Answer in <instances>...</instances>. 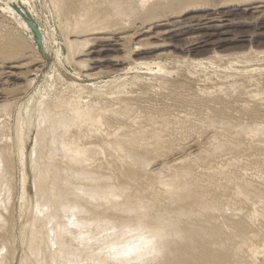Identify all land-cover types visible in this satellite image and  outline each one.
Returning a JSON list of instances; mask_svg holds the SVG:
<instances>
[{
  "label": "rangeland",
  "instance_id": "obj_1",
  "mask_svg": "<svg viewBox=\"0 0 264 264\" xmlns=\"http://www.w3.org/2000/svg\"><path fill=\"white\" fill-rule=\"evenodd\" d=\"M60 1L58 0L59 3L56 2V4H60L61 7L62 5H64L65 8H63V6L62 9L59 6V11L55 8L57 6H53L49 0H0V56H3L4 58L5 56H7V59L5 58L6 61L3 60V57V59L0 58V68L2 67L0 69V94L5 96L8 100L11 99L12 104H10L9 102V105L12 106L10 107L8 105L11 108H9L10 114H15L20 103L22 104V106H25L27 98L36 91H38V94H35L34 98L36 100L40 99L39 95L43 91V89H47L48 87L50 88L47 90L51 89L50 91L53 93H56L57 90H62L60 88H63L64 91L62 93L66 94L71 89H73L67 84V82L69 83L70 81L80 84H93L96 83L97 80V83L102 84V82H105L104 80L113 78L112 75H114V77L120 75L121 78L127 76L128 79H133V75H136L138 77L142 75L141 78L145 77V80H147L148 78L153 79L154 76L155 78L162 76L161 78L166 79L167 84H165V87L157 88L153 92L142 93L138 98L156 100L159 95L163 94L162 96L166 95V97H169V99L171 98L170 100L167 98L169 102L172 99H176L175 101L179 100L184 103L190 102L192 108H189L188 110L179 108L183 111H179V115L173 116L175 120H168L166 126L162 127L159 131L152 132V134L149 135L150 144L145 148H141L140 146L137 153L144 161H150V165L148 166L147 170L157 169V171L161 172L162 174L170 172L176 166L188 165L190 167L192 166L193 168V166L196 167L199 164L203 163L205 160L210 159L217 161L218 159L219 163L216 164L223 163L222 165L220 164L223 170L220 172L223 173H219L220 175L218 174L216 169H221L219 167H214L216 169H213V167H211V170L208 168H201L200 171L198 169H196L195 172L192 171V174H190L192 177H195L194 174H196V176L201 177V179L204 178L207 181V184L210 185V187L207 185V188L200 187L196 191L193 190L194 194L191 196V198H186V193H180L179 198L181 200L179 201V203L189 204L194 200L200 198V196H204V194H208L210 197H216L219 196L222 191L229 190L232 194V199L230 198L229 201L234 203H231L227 206L233 207L235 209H233L232 211V214L234 215L232 216V221L230 222L231 228L229 230H223L224 225L222 226V219H219L221 220V223L219 221L213 223H204L201 225L199 224L191 229H183L182 233H191L192 237L195 238L200 237L201 233H204V235H208L204 237V239L202 240L203 242L200 246H184L179 249L169 248L168 250H162L161 253H153L152 255L146 254L143 258L144 264H264V181L263 184H261V180H264V0H253L247 5L227 4L226 6L221 4L222 0H204V2L207 3V6L205 8L206 10L201 9L184 12L180 9L181 7L176 5L177 7H168V9L166 7L157 8L146 13H144L143 9H134L132 12H129L125 10V5L122 6L123 8H121L124 10L119 13V0H95V3L94 0H91V2H93L90 3L93 5L89 4L90 0H81L88 3L78 0L80 1V5H82L83 7H88L89 5L88 8L84 7L86 11L83 9V7H80V5H78L79 3L76 0H62V4L60 3ZM71 1H76L78 4L76 3V5L73 2L74 6H79L80 9L84 10H80V12L83 11L86 15V17L84 16L83 19L84 22L91 20L92 23L93 20L95 22H98L100 21L99 19L103 17L105 19L102 18V20L104 21L100 23V25H102V31L111 33L113 31L114 32L112 33V35L108 33H100L97 34L98 36L88 35L90 38L97 37L99 39H93L94 41L91 40V42H89L90 45L88 44V46L85 45L83 47L80 44L81 46L79 48L80 52L78 56H75L73 59L71 57V59L69 58L68 61L67 55H65V53H67L66 50H68L67 44L65 43L66 38L63 37V31L65 29L61 27L58 20L61 13V15L64 14L65 16H67V18L71 17V15L68 16V11H64L73 6ZM63 2L65 4L67 3L69 5V8H67L68 6ZM216 2L221 3L217 4ZM84 3H86V5ZM74 6L72 7L73 9L71 8L73 13L71 9L69 11L70 14H74V17H72L73 19H63V15L61 16L62 18H60L59 21L62 20L63 22L64 20H66L64 22H67L68 20L67 26L71 25L70 21H72L73 24L75 22L74 18H76L77 15L74 9H79ZM15 7L19 8L23 13L29 14L33 18L42 35L44 55H42L38 50L31 28L28 26L24 17L16 11ZM61 9L64 11V13ZM107 9L113 10L114 13H110L104 17L107 12L104 10ZM56 10L59 11L60 14L59 12H56ZM97 11L98 14L102 11H104L105 13L103 12V15H101L102 17H100L99 15H97ZM82 13H80L81 15H78V19L80 20H82L81 17L83 18ZM55 14H58L57 16L59 17L57 18ZM92 14L95 15L93 16ZM152 14L156 15L157 17H151ZM200 15L204 16L201 17ZM79 16L81 17L79 18ZM95 17H97V19ZM207 17H214L215 20L210 23H205L207 21ZM153 18H163L164 20H166L157 21L155 22L156 24L149 23V21L151 22L150 19ZM221 19L226 20L218 21ZM203 20L206 21L204 22ZM143 21L144 23L147 22L148 25H154L152 28L153 31L157 29L156 31L160 32L155 34L153 37L149 36L152 35L150 33L151 31L147 36L141 34L132 38V42H129L130 40H121V36H124L125 34L133 31V28L136 25H139L141 22L143 23ZM203 24L225 25L219 27L213 26L204 28L201 26ZM141 30H143V28L139 31ZM86 36L87 35H85V38L88 37ZM100 37H111V39L104 40ZM138 37L140 39L145 37L146 38L143 41L139 40ZM68 38L70 40L74 39V37L71 36ZM114 40H116V43L120 41L119 44H116ZM137 41H140L139 44L141 46H139L143 48V50L138 53V55L140 54L139 56L133 55V52H129V48L131 47L130 45ZM121 42L122 44H120ZM124 42L126 43V45ZM78 44L79 43H76V45ZM58 47L61 51L57 49ZM57 50L60 53L62 52L61 54L59 53L61 58L57 56ZM51 51L55 52L52 53ZM4 53L8 55H5ZM16 53H18V55ZM13 54H16V56H14ZM29 54H31V57L28 56ZM127 54H129V56H131L132 58L144 56L145 58H143L145 61H149L150 59L149 62L152 64L150 65L149 63V67H151L152 72H148L149 69H147L146 67H144L143 70L140 69V72L139 70H136V73L138 74H136L135 72L133 73V71L132 74L130 71H128V73L126 70L124 71V69L128 67V63H130L131 60V57L128 60V57H126L128 56ZM10 55L12 58L10 57ZM65 56L67 59L65 58ZM80 57L87 62H83V65L82 63H77L80 64L77 66L76 62L74 61H78V59L81 60ZM90 57L93 58V60ZM30 58L33 59L30 65H32V63H35L34 65L36 67L43 64L41 66L42 70L39 71L37 76L29 75L30 72L23 73V71L29 66V64L26 67L19 66L22 63L27 62V59L29 61ZM157 58L159 65L164 66L163 72H159L161 75H158L156 70L158 65ZM153 61L157 63V65H155ZM2 62L4 65L2 64ZM116 62L118 63L116 64ZM120 62L122 63V65ZM9 65H14L15 67L11 68ZM115 67L118 72L120 69L121 73H118L115 70L114 74ZM112 68L113 71L111 70ZM108 69L109 72L111 71L109 74H107ZM121 69L123 70L124 74ZM86 72L88 74L91 73V75L93 74V76L95 75V73L96 75L98 74V79L95 75L94 77L96 80H94V77L92 76L93 79L91 77H87L88 81H85L84 79H86ZM8 73H10L11 75ZM141 78H138L140 79L139 82L136 78L137 82H135L140 83L141 81H144L141 80ZM27 79L33 80L28 88L26 87L28 86V84L25 82ZM90 80H93V82H91ZM254 82H259V84L254 86ZM49 85H53V88ZM20 87L22 88L20 89ZM5 88L6 90H4ZM55 88L56 91L54 92L53 90H55ZM246 88L251 89V93L249 95H243V91L246 90ZM23 89L25 90L23 91ZM166 91L169 93H167ZM8 92H10V95H8ZM20 93H22L21 96ZM41 98H43L41 100H45L46 97ZM163 101L165 102L166 100ZM163 101H159L161 102V105L157 104L159 106L158 109L152 110L146 120L139 121L152 122L156 117L169 116V113L173 108L167 106L168 104L164 103ZM8 106L6 108H8ZM198 106H201L202 109L198 110ZM203 109L205 110L203 111ZM194 110L197 113H193ZM9 111L7 110L6 112ZM3 112L5 113V111L3 110L0 111V115L3 114ZM191 115H195V119L188 120L187 117H191ZM239 116L245 117L246 119L241 120L242 118L240 119ZM0 118L3 119V122H1L2 120H0V126L2 127V125L5 126L6 124V130H4V127H0V130L9 131L6 133H9L11 135L14 127L13 124L15 121L14 116L9 118H7V116H4L3 118L2 116ZM31 125H33V120H26V128L28 129ZM259 125H262L263 128L261 129ZM7 127L9 128V130ZM35 132L36 131L34 127H31L29 135L27 134L28 138L26 140V148H29V150L33 144L34 137H32V135L34 133L33 136H35ZM209 133H222L226 138L219 137L220 139H217L216 141L213 140L212 142H205L206 139L203 140V137H205ZM3 141L5 140L1 139L0 146H2L1 142ZM53 142H55L54 136L51 137V143ZM29 150L27 149V152ZM226 152L229 154H225ZM216 153L220 156L221 159L223 158L225 160H220L219 156L214 155ZM222 154H224V156H222ZM209 156L210 158H208ZM212 156L217 159L215 160ZM11 157L13 162L12 168L14 170L12 169V172L9 171L10 173L7 174V179L10 177L11 181H13L12 183L8 179V182L12 183V186L11 183L10 185L8 184V192H11V194L8 193V196L12 201L9 200L10 203H8V207L10 208H8V212L5 211L4 214L5 216H8L9 214V216H13V221L15 223L13 222L14 236L12 239V248H14V250L16 251L15 253L18 256L26 248L27 241H30V239L28 240V237L30 236V228H28V226L30 227L29 219L31 220V215H27L28 212H30V209L27 210L26 205L25 209L27 211H25L22 216L18 218V220L16 219L19 215V212L17 210V208H19L17 206V200L21 188V180L18 178L22 177V172L18 167V158L16 157V154L13 153ZM176 157L177 159H174ZM161 162L162 164H159ZM214 163L215 162H213L212 165ZM163 164H168V166H170L165 168L166 166H163ZM109 169L110 168H103L102 172H105L107 174L108 172L110 173L112 171L111 173L115 174L116 171L113 172L112 169H110L109 171ZM205 169H208L207 172ZM203 172H205L206 174ZM226 172L228 173V175L232 174L230 172H233V174L232 176L230 175V177L226 175ZM11 173H13L14 175L11 176ZM109 173L107 175H111V177L117 174V172L115 175ZM150 173L152 175H155L153 172ZM212 173H214L215 175ZM259 174L261 176V179H259ZM221 175L222 177L224 175L223 179L221 178ZM205 176H209L210 178H207ZM227 176L230 180L227 179ZM254 176L257 177V179L254 178ZM11 177H13V179ZM30 177V173L27 172L26 189L29 194H32L29 186L30 183L28 182L30 180ZM215 177L218 178L217 182H215ZM219 178L222 180L227 179L228 181L226 180L222 182V180H220ZM210 179H215L214 183ZM218 181L221 182L218 183ZM258 181L259 183L261 182L260 184L263 186H261L259 183H255ZM132 183L134 182H131L132 186L129 183V187H131V189H135V187L137 189L143 184L142 182V184L140 182H135L136 184ZM137 183H140V186L137 185ZM153 183L154 180L151 179L150 184L152 185ZM213 185H215V187H213ZM246 185L248 186V189ZM245 195H253V198L250 201H253L255 203L257 202L256 204H254L256 206L258 204V208L252 206L254 204L249 202V200H241ZM249 204L252 207H250ZM214 205L215 207L217 206V209H219V207H222L224 204L221 200L219 202L215 201ZM28 206L31 207L29 204ZM247 206L248 211H246ZM249 207L252 209L249 210ZM253 207L255 208V210L253 209ZM256 210L258 211L256 212ZM217 212L219 213V210L217 211L213 208L212 210L205 211L204 213L214 214ZM207 240L222 241L225 244L220 247L203 246L202 244ZM20 249L22 251H20ZM41 251H43L44 253L43 248ZM45 253L44 257L41 255L42 252H40V255L46 259V257H49V254L47 252L48 255L46 256ZM60 255L62 256L59 257L57 253L55 258L56 262L58 264H68L70 256L75 255V253L71 254L64 246ZM99 256L100 255H94L93 259ZM111 257L112 256H108L107 258ZM114 257H116V255ZM14 258L15 254H8L6 256L8 262L4 264H15ZM112 260L116 259L113 258ZM112 260L107 262V264H112ZM85 261L86 260L84 259L82 262ZM48 262L49 261L45 262V264L50 263ZM133 264H136V261L133 262Z\"/></svg>",
  "mask_w": 264,
  "mask_h": 264
},
{
  "label": "bare ground",
  "instance_id": "obj_2",
  "mask_svg": "<svg viewBox=\"0 0 264 264\" xmlns=\"http://www.w3.org/2000/svg\"><path fill=\"white\" fill-rule=\"evenodd\" d=\"M49 1L52 3L53 6L55 5L57 6L55 7L57 10L60 9L58 8L60 4L58 5L56 4V2L59 3L58 0H49ZM76 1L79 3L81 0L80 1L76 0ZM76 1L73 2L76 4L77 3ZM251 1L253 0H222V3L221 2L220 3L224 6H226L227 4L247 5ZM81 2H86V1H81ZM90 2L91 0L89 1V4H91L93 1L91 3ZM86 3L84 4L86 5ZM65 5H67L68 7L67 6L66 7L69 8V5L67 3ZM78 5H80V3ZM176 5L181 7L180 9L186 12L190 10L205 9L207 3L204 2V0H119V13H121L122 10H124L121 9L123 8L122 6H124L126 8L125 10L129 12H132L134 9H143L144 13H146L151 10H155L157 8L166 7L168 9V7H173ZM63 6L64 5H62V7ZM73 6H71L68 10L67 9L64 10V11H68L69 13L68 16L71 15L70 18H67V16H65L64 14L63 15L65 17L61 15L62 13L60 14L59 12L60 10L59 11L56 10V12H59L60 17L57 16L58 14L55 15L57 16V18L59 17V20L60 18H62L61 16H63V19L66 18L70 20L72 17H74V14H72ZM80 7L83 6L80 5ZM84 7L83 9L85 10L87 6L85 8ZM63 8H65V6ZM76 8H79V6L78 7L76 6ZM70 9L72 11L71 14L69 12ZM83 9L80 8L74 9V11H76L75 13L77 14V15L75 14L77 19L74 18L75 22L73 24L72 21H70L71 25L69 26H67L68 20L67 22H64L66 20L62 22V20L59 21L57 19L61 27L65 29L63 31L64 33L63 37L66 38L65 43L67 44L68 50H66L67 53H65V55H67L68 61L69 58L71 59L72 57L73 59L75 56H78L80 52L79 48L81 45L83 47L85 45L88 46L91 40L94 41L95 39L96 40L99 39L96 36H94L96 38H90L89 37L90 35H97L100 33H108L112 35V33L114 32V31L112 33L103 32L102 25H100V23L104 21L102 20L103 17L101 16L103 15V12L107 11L106 14L104 15L105 17L110 13H114L113 10L107 9L102 11L101 13L99 12V14L98 11L101 10H98L97 15H99L102 18L99 19L100 21L97 20L98 22H95L93 20L92 23V20L84 22L83 19L84 16L86 17V15L83 12L84 11ZM80 10H83L82 12L84 14L80 12ZM80 13H82L83 18L81 16H79V18L81 17L82 20L78 19V15H81ZM92 15L94 16L95 14ZM151 17H157V16L152 14ZM95 18L97 19V17ZM163 18L150 19L151 22L149 21V23L153 24L157 21L164 20ZM206 19H207V21L205 20L206 22L203 20L205 23H210L215 20L214 17H207ZM223 20L226 19H221L218 21H223ZM151 24L148 25L147 22L144 23L143 21V23L141 22L139 25L136 26L134 25L135 27L134 28L132 27L134 30L131 28L133 31L129 33H127L128 32L127 31L126 32L127 34L121 36V40L123 39L130 40L129 42H132L133 41V40L131 41L132 38L139 36L141 34L147 36L150 31L152 35L149 36L153 37L155 34L159 33L160 31L157 32L156 31L157 29L153 31L152 28L154 25L152 26ZM222 25L225 24H220V25L203 24L201 26L204 28H209L213 26L219 27ZM142 28L143 30L139 31ZM85 35L87 36L89 35V36L88 37L86 36L87 38H85ZM70 36L74 37V39L70 40L68 38ZM145 38H141V39L139 38V40L144 41ZM102 39L109 40L111 39V37L110 38L103 37ZM114 41L116 43V40ZM119 42L116 44H119ZM122 42L120 44H122ZM76 43H79L78 44L79 46L76 45ZM139 43L140 41L132 43L130 45L131 47L129 46L130 47L129 52H133V55H138V53H140V51L143 50V48L140 47L141 45ZM57 49L59 50V47ZM59 51L57 53L58 55L56 53L55 54L61 58V56L59 55L60 53ZM51 52L54 53L55 51L54 52L51 51ZM16 54L18 55V53ZM16 54L13 55L16 56ZM129 54H127L128 56H126L128 57V60L131 57L129 56ZM30 55L31 54H29L28 56ZM2 57L0 56L1 59L4 58ZM6 57L7 56H5V58ZM143 57H138V58L136 57L137 59L131 57L130 63H128V67H126V69L123 68L124 71L126 70L127 73L128 71H130L132 74V71L133 73L134 72L136 73L138 70L140 72V69L143 70V68L146 67L147 69H149L148 72L150 71L152 72L151 67H149L150 59L149 61L147 60L145 61L144 60L145 57L144 58ZM5 58L3 59L4 61H6ZM91 59L93 60V58ZM32 60L33 59L31 58L29 59V61L27 59V62H24L19 66L26 67L29 64V66L25 68V70L23 69L24 70L23 73L30 72L29 75L37 76L39 71L42 70L41 66L43 64L35 67L34 65L35 63H32V65H30ZM85 61L86 60L84 59L81 60L78 59V61H74V62H76V64L82 63L83 65V62ZM118 62H116V64ZM157 63H158V58H157ZM157 63H155V65H157ZM80 64H77V66ZM151 64L152 63H150V65ZM14 65L11 66L9 65V66L11 68H14L15 67ZM113 68L111 69L112 71ZM115 70L116 67L114 69V74H115ZM156 70L158 75H161L160 73L163 72L164 66L159 65L158 63ZM110 72L108 69L107 74H109ZM116 72L118 71L116 70ZM97 75L96 78L98 77ZM85 76L86 79L84 80L88 81L87 77L92 78L93 74L91 75V73L90 74L87 73L85 74ZM112 76L113 78L104 80L105 82H102V84L97 83L95 77L94 80H96V83L93 84H89L88 82H87L88 84L86 83L80 84L73 81L72 82L70 81L71 83L67 82L68 86L73 88L70 91L68 90L69 91L67 92L68 94L62 93L64 91L63 88H60L62 90H57L56 93H53L50 91L51 89L47 90L50 88L48 87L47 89L46 88L43 89V91L39 95L40 99L38 100L34 99L35 94H38V91H36L27 98L25 106H22L21 103L20 105L18 104L19 107L16 105L18 109L16 110V112L14 111L15 112L14 115H12V113L10 114L9 111V108L12 106L9 105V102L10 104H12L11 99L8 100L5 96L0 94V103L3 102L0 104V111L2 110L5 111V113L3 112L4 115L1 114L0 117L3 116L4 118V116L5 117L7 116V118H9L14 116V120H15L11 135L9 133H6L9 131L0 130V141L1 139L5 140L3 141L4 143L1 142L2 146H0V264H4L8 262L6 256L10 253L11 254L13 253V255L15 254V258H14L15 264H45V262L47 261H49L52 264H58L55 258L57 253L59 257L63 255L60 254L64 246L67 248V251H69L71 254L75 253V255L70 256V260L68 261V264H88V263L107 264V262L112 260L113 259L112 257H114L115 255L116 257H118L119 252H121L125 246H130L132 244L137 243L141 235H144L149 238L155 237L154 253H161L162 250H168L169 248L179 249L184 246L187 247L200 246L201 243L203 242L202 240L204 239V237L208 235V234L204 235V233H201L200 237L195 238L192 237L191 233L188 234L185 232L182 233L183 229H191L199 224L201 225L204 223H213L218 221L220 222L221 220L219 219H222L221 222H222V226L224 225L223 226L224 231L229 230L231 228L230 222L232 221V216L234 215L232 214L233 213L232 211L235 208L227 206L230 205L231 203H234L229 201L232 196L229 190L222 191V193L216 197L215 196L210 197L208 194H204V196H200V198L194 200L189 204L179 203V201L181 200L179 198L180 193H186L187 194L186 198H191V196L194 194L193 190L196 191L200 187L203 188H207L208 186L210 187V185L207 184V181L204 178L201 179V177L196 176V174H194L195 177H192L190 174H192L191 173L192 171L195 172L196 169L200 171L201 168L203 169L208 168L210 170L212 169L211 167H213V169H216L214 167L221 168L222 167L221 165L223 163L222 164L220 163L221 165L216 164L219 163L217 158H216L217 161L209 159L210 160L209 162V160H205L203 163L199 164L198 166L196 167L193 166V168L192 166L190 167L188 165L176 166L173 170L170 169L171 170L170 172L166 174H162L161 172L157 171V169L147 170L148 166L150 165V161L149 160L144 161L137 153L140 146L141 148H145L147 145L150 144L149 135L152 134V132L159 131L162 127L166 126L168 120H175L173 116L179 115V111L188 110L189 108L191 109L192 108L191 103L190 102L184 103L179 100L175 101L176 99L175 100L172 99L169 102L168 101L169 97H166L165 94H164L165 96H162L163 94L159 95L156 98V100L138 98L142 93L153 92L157 88L165 87L166 86L165 84H167L166 79L161 78L162 76L158 78H155L154 76L153 79H149L147 77L148 78L147 80H145L146 79L145 77H144L145 79L143 77L141 78L142 75L139 77L133 75V79H128L127 76L126 77L124 76V78L123 77L121 78L120 75L115 77L114 75ZM136 78L137 79L141 78V80L144 81H141L140 83H136L137 82ZM32 79H27L25 81L28 84V86H26L27 88L33 82L34 79L33 80ZM139 80L140 79H138V82ZM91 82H93V80ZM257 84H259V82L253 83L254 86H256ZM263 85H264V81H263ZM49 86L53 88V85H49ZM21 88L22 87H20V89ZM4 90H6V88ZM24 90L25 89H23V91ZM53 91L55 92L56 88ZM22 93H20V96ZM250 93H251L250 88L249 89L246 88V90L243 91V95H249ZM8 95H10V92H8ZM41 97L44 98L46 97V98L45 100H41L43 99ZM162 99L166 101L164 102ZM159 101H163L164 103L168 104L167 106L173 108V109L171 108L172 111L169 113V116L156 117L152 122L139 121V120H146L149 113L152 110H157L159 107L157 104L161 105V102ZM7 106L8 108H6ZM179 108H183V110ZM197 109L199 110L202 108L201 106H198ZM7 110L9 112H6ZM204 110L205 109H203V111ZM193 113H197V112H195L194 110ZM194 116L191 115V117H187V118L188 120L195 119ZM239 118L240 119L242 118L241 120L246 119L245 117L242 116H239ZM0 120H2L1 122H3V119L0 118ZM26 120H31V121L33 120V125H31L28 129L26 128ZM3 127L5 128L6 124L5 126L2 125L1 128ZM31 127H34L36 132H35V136H33L34 133L32 135V137H34L33 144L31 143L32 146L30 145L31 148L29 150V148H26V140L28 138ZM259 127L261 129L263 128L262 125L261 126L259 125ZM4 130H6V128ZM53 136L55 137V142L51 143V137ZM219 137L226 138L225 136H223L222 133L220 134L209 133L205 137H203V140L206 139L205 142H212L213 140L216 141L217 139H220ZM27 149L29 150L28 152ZM13 153H15L16 157L18 158V159L16 158L18 160L17 161L18 167L21 169L22 172V177L18 178L21 180V184H20L21 188L17 200L18 201L17 206L19 207L17 208V210L19 212V215L17 216L16 214L17 216L16 219L18 220V218L21 217L22 214L29 209L30 212H28L27 215L29 214L31 215L30 216L31 220L29 219L30 227L28 226V228H30L29 229L30 238L28 237V240L30 239V241H27L26 248L23 251L20 249V251L22 252L18 256L16 255L15 253L16 251L14 250V248H12L13 247L12 239L14 236L13 225L15 222L13 221V216H9L10 214L8 216H5L4 214L5 211L8 212V208H10L8 207V203L12 201L9 199L8 196L9 194H11V192H8L9 191L8 184L10 185V183L11 182L13 183V181H11L9 177L8 179L11 182H8L7 174L12 172L11 170L13 169L12 168L13 162L11 157ZM225 154H229V153L226 152ZM214 155H217V153ZM222 156H224V154H222ZM212 157L215 159L214 156ZM208 158H210V156ZM174 159H177V157ZM222 159L220 158V160ZM213 162L215 163L212 165ZM159 164H162V162ZM163 166H166L165 168H167L170 165L168 166V164H163ZM103 168L104 169L110 168L113 170V172L116 171L117 174L116 172H115L116 175L114 173L112 174L111 171L110 173L115 176L112 177L111 175L108 176L107 174L109 172L107 174L105 172H102ZM216 171L219 174L221 173L220 171L223 170L221 168L219 170L216 169ZM27 172H29L31 176L30 180L28 181L30 183L29 186L32 191V194L30 193L31 195L27 192L26 189ZM150 172H153L155 175H152ZM230 173L233 174V172ZM232 174L230 175L232 176ZM10 175L12 176L14 174L11 173ZM226 175H228L227 172ZM258 176L259 179H261L260 174ZM223 177L221 175L222 179ZM11 178L13 179V177ZM207 178L210 177L208 176ZM215 178H216L215 182H217L218 178L217 177ZM254 178L257 179V177L255 176ZM151 179L154 180V183L152 185L150 184ZM227 179L230 180L229 177ZM214 180L215 179L211 181L214 183ZM226 180H222V182ZM259 181L255 183L258 184ZM261 181L262 183L261 182L260 183L263 184L264 180ZM128 182L130 183V185L131 182H134L132 184H136L135 182H140V183L142 182L143 184L141 183L142 186L137 189L135 186H134L135 189H131V187H129L130 185ZM220 182L221 181H218V183ZM140 183L139 184L137 183V185L140 186ZM215 185H213V187H215ZM246 187L248 189L247 185ZM252 198L253 195H245L242 197L241 200L243 201L249 200V202L254 204L255 202L250 201ZM221 200L223 201L224 205L222 207H219V209H217V206L215 207L214 205L215 201L219 202ZM28 204L31 207H29ZM255 204L254 205L251 204V205L258 208V204L257 206ZM26 205H27L26 207L27 210L25 209ZM251 205L250 207H252ZM250 207L249 210L252 209ZM213 208L214 210L215 209L217 211L219 210V213L218 212L214 214L204 213L205 211L212 210ZM253 209L255 210L254 207ZM246 211H248V206ZM257 211L258 210H256V212ZM226 212L229 214H227ZM224 244L225 243L222 241L207 240L202 245L208 247H220L223 246ZM42 248L44 250V253L47 251L49 254V257L48 258L46 257V259L43 258L44 253L43 251H41ZM111 249H116V252H111L110 251ZM40 252H42L41 255L43 257L40 255ZM47 252L45 253L46 256L48 255ZM146 254L147 253L143 254V258ZM94 255H100V256L93 259ZM108 256H112V257L107 258ZM143 258H141V256L139 255H133L130 259L133 262L136 261V264H144ZM84 259L88 263L86 261L82 262ZM127 259L128 258L118 257L116 258V260H112V262L116 264H124L127 263Z\"/></svg>",
  "mask_w": 264,
  "mask_h": 264
},
{
  "label": "snow or ice",
  "instance_id": "obj_3",
  "mask_svg": "<svg viewBox=\"0 0 264 264\" xmlns=\"http://www.w3.org/2000/svg\"><path fill=\"white\" fill-rule=\"evenodd\" d=\"M111 252H116V249H111ZM155 251V237H146L141 235L139 241L130 246H125L121 252H119L118 257H124L127 259V264H133V261L130 259L133 255H139L143 258V254L147 253L152 255ZM118 257H113L114 259Z\"/></svg>",
  "mask_w": 264,
  "mask_h": 264
},
{
  "label": "water",
  "instance_id": "obj_4",
  "mask_svg": "<svg viewBox=\"0 0 264 264\" xmlns=\"http://www.w3.org/2000/svg\"><path fill=\"white\" fill-rule=\"evenodd\" d=\"M15 9L21 16L24 17L28 26L31 28L33 35H34V41L38 47V50L42 55H44V49H43V44H42V35H41L40 30L36 26L33 18L29 14L23 13L19 8L15 7Z\"/></svg>",
  "mask_w": 264,
  "mask_h": 264
}]
</instances>
